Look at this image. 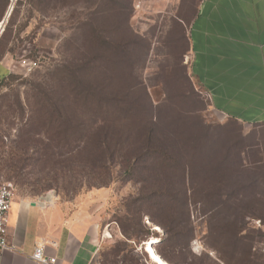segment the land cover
<instances>
[{
    "label": "rangeland",
    "instance_id": "1",
    "mask_svg": "<svg viewBox=\"0 0 264 264\" xmlns=\"http://www.w3.org/2000/svg\"><path fill=\"white\" fill-rule=\"evenodd\" d=\"M201 1L0 0V56L6 53L13 67L10 76L0 79V181L11 182L16 197L39 201L52 196L64 211L88 218L100 235L102 264H152L138 251L149 238L157 237L160 257L164 251L165 230L152 221L160 208L142 200L150 185L136 176L126 181L122 159L105 162L101 150L106 136L114 139L122 132L131 149L141 150L150 126L149 102L161 108L162 119L212 138L213 166L232 145L227 160L235 168L233 178L242 180L239 189L223 187L219 177L210 176L212 186L201 188L208 176L197 174L186 186L188 201L181 197L173 210L184 218L178 228L182 247L171 253V261L161 258L168 264H264L252 250L259 237L250 233L255 221L250 217H264V126L222 116L193 77L188 32ZM90 19L110 40L126 36L124 41L133 45L116 54L94 45L93 30L86 25ZM113 23L115 35L105 30ZM24 59L38 61L36 70L27 73L20 65ZM84 81L90 99L129 101L133 109L127 122L84 109ZM50 100L65 102L64 121H57ZM62 123L71 124L67 141L61 140ZM247 176L254 180L252 187L244 186ZM175 178L181 181L178 174ZM221 191L233 193L231 202H244L254 213L244 219L240 236L247 239L236 250L213 230L222 215L211 202ZM129 220L141 225L138 234L128 233L130 239L121 228ZM105 231L110 236L103 238Z\"/></svg>",
    "mask_w": 264,
    "mask_h": 264
},
{
    "label": "crops",
    "instance_id": "2",
    "mask_svg": "<svg viewBox=\"0 0 264 264\" xmlns=\"http://www.w3.org/2000/svg\"><path fill=\"white\" fill-rule=\"evenodd\" d=\"M188 42L192 75L213 108L239 123L264 126V0H202ZM10 61L7 55L0 61V79L13 73ZM106 231L103 238L110 236ZM99 238L96 226L79 213L47 199L15 197L7 222L9 249L0 251V264H37V245L56 264H102ZM144 247L138 251L145 253Z\"/></svg>",
    "mask_w": 264,
    "mask_h": 264
},
{
    "label": "trees",
    "instance_id": "3",
    "mask_svg": "<svg viewBox=\"0 0 264 264\" xmlns=\"http://www.w3.org/2000/svg\"><path fill=\"white\" fill-rule=\"evenodd\" d=\"M97 24L98 22L95 19H90L86 22V25L93 30L91 33V41L94 45L106 46L114 54L119 50H126L133 45V43L124 41L127 38L126 36H122L119 41L110 40L104 35V31ZM105 30L112 35H115L117 32L114 23L110 28L105 27ZM112 39L114 40L113 37ZM5 55L6 53L0 56V61ZM92 61H95V58ZM86 65L90 66V64ZM106 78L103 81H106ZM113 80L114 77H112ZM0 81L2 82L3 80ZM94 97L95 99H90V95L86 92V83L84 81V109H92L95 114L107 116L108 118L111 115H115L123 118L124 122H127V119L132 114L133 105L127 100L106 98L105 96ZM50 104L57 112V121H64L65 117H63L61 105L65 104V102L50 100ZM141 110H143V107ZM147 111L150 114V126L144 135L141 150L135 151L131 149V143L128 142V136L124 132L116 134L114 139L106 136L105 141H102L103 147L101 150L104 154L105 162H113L117 158L122 159V164L126 169L125 174H128L126 181L132 180L136 176L140 177L145 184L148 183L150 185V188L143 195L142 200L147 204L153 201L154 205L160 208L156 210L157 214L152 213V221L165 230L166 237L161 241L164 253L162 252L160 255L164 260L171 261V253L174 255L178 248L182 247L183 232H179L178 228L184 221V218L181 217L182 214L180 215L173 210L176 211L175 208L179 205L178 202L181 197H184L188 201L190 189L186 188L187 184L194 183L197 174L208 176V178L205 177L206 182L201 185V188L212 186V178H209L210 176L219 177L217 180L224 185L223 187L235 186V188L240 189L242 180L233 178V174L236 171L233 163L231 164L227 160L231 156L232 145L228 147L226 156L222 160H219L221 163L213 166L210 161L212 159L210 156L212 138L210 139L206 134H196L194 129H188L180 121L178 122L174 119L167 120L166 118L162 119L160 116L161 108L154 107L151 102H149ZM52 122L54 120L51 118L49 123ZM64 124H61L63 126L60 131L62 135L61 140L67 141L69 139L67 132L72 128L70 126L71 124L68 126ZM107 141L112 142L107 143ZM228 167L232 168L231 171H228ZM176 174L181 177V181L175 178ZM250 177H245L248 179V183L244 186L249 185V187H252L254 180ZM223 187L220 185L217 190ZM216 198V201L211 202L212 209H215L216 212L222 215V221L213 230H218V234L226 238L233 246V249L236 250L238 245L244 244L243 241L247 239V237L240 236L243 230L244 219L249 217V214L251 216L254 213L248 211L249 209L243 205L244 202L235 200H233L235 202H231L233 193L221 191ZM165 205L168 208H164ZM150 206L153 205L150 204ZM250 218L264 222V217ZM121 228L129 239L133 237L128 234L130 231L133 234L141 232L139 221L129 220L127 224L122 223ZM250 233L253 234V237H260L262 235V231L254 225H252ZM157 244L154 248L158 253ZM248 254V250H246L245 255L248 256ZM258 256L264 257V255ZM224 262L230 264L229 262Z\"/></svg>",
    "mask_w": 264,
    "mask_h": 264
},
{
    "label": "built area",
    "instance_id": "4",
    "mask_svg": "<svg viewBox=\"0 0 264 264\" xmlns=\"http://www.w3.org/2000/svg\"><path fill=\"white\" fill-rule=\"evenodd\" d=\"M20 65L27 73H31L38 67V61L24 59L20 62ZM15 197L16 189L14 185L8 181H0V251L9 249L7 243V222ZM253 225L262 231V235L252 248L253 253L264 255V222L261 220H255L253 221ZM32 259L37 264H56V259L46 256L43 245H37L34 248Z\"/></svg>",
    "mask_w": 264,
    "mask_h": 264
},
{
    "label": "bare ground",
    "instance_id": "5",
    "mask_svg": "<svg viewBox=\"0 0 264 264\" xmlns=\"http://www.w3.org/2000/svg\"><path fill=\"white\" fill-rule=\"evenodd\" d=\"M46 199L52 201L53 197L51 196V197H48ZM154 229H157V228H154ZM157 241H158V239L152 238L147 243L146 247H147V252L149 253V257H150L151 261L153 262V264H168L156 253V251L154 249V245L157 243Z\"/></svg>",
    "mask_w": 264,
    "mask_h": 264
},
{
    "label": "water",
    "instance_id": "6",
    "mask_svg": "<svg viewBox=\"0 0 264 264\" xmlns=\"http://www.w3.org/2000/svg\"><path fill=\"white\" fill-rule=\"evenodd\" d=\"M144 246H145V243H142V247H144ZM144 252H145V247H144ZM145 253L147 254V252H145Z\"/></svg>",
    "mask_w": 264,
    "mask_h": 264
}]
</instances>
